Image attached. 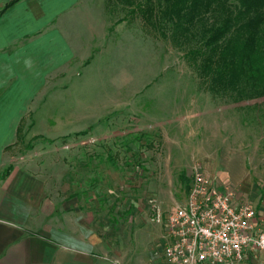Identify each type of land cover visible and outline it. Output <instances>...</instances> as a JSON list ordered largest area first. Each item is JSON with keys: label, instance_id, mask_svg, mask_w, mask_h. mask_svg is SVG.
<instances>
[{"label": "rangeland", "instance_id": "obj_1", "mask_svg": "<svg viewBox=\"0 0 264 264\" xmlns=\"http://www.w3.org/2000/svg\"><path fill=\"white\" fill-rule=\"evenodd\" d=\"M127 1L90 0L98 41L68 70L65 90L34 102L11 157L44 177L60 204L93 196L101 220L130 230L133 243L158 234L161 249V224L186 201L196 169L264 218V96L211 82L193 64L188 51L214 17L189 32L164 20L167 35L156 37L139 17L123 19Z\"/></svg>", "mask_w": 264, "mask_h": 264}, {"label": "crops", "instance_id": "obj_2", "mask_svg": "<svg viewBox=\"0 0 264 264\" xmlns=\"http://www.w3.org/2000/svg\"><path fill=\"white\" fill-rule=\"evenodd\" d=\"M12 1L0 0V175L11 168L0 179V264H172L163 250L165 223L161 249L158 234L133 243L130 230L101 220L93 196L86 205L80 196L60 204L44 177L11 157L34 102L65 90L68 70L81 66L100 27L90 0ZM247 264H264V251Z\"/></svg>", "mask_w": 264, "mask_h": 264}, {"label": "trees", "instance_id": "obj_3", "mask_svg": "<svg viewBox=\"0 0 264 264\" xmlns=\"http://www.w3.org/2000/svg\"><path fill=\"white\" fill-rule=\"evenodd\" d=\"M18 0H13L14 3ZM127 1V0H126ZM123 19L140 18L153 36L166 37L164 20L183 21L184 32L207 14L214 23L206 37L188 51L201 76L228 87L234 82L264 96V0H128ZM234 9H238L235 13ZM184 32L182 36L185 37ZM203 56L202 62L197 58ZM19 128L18 139L21 136ZM83 134L84 132H79ZM7 169L0 179L9 174Z\"/></svg>", "mask_w": 264, "mask_h": 264}, {"label": "built area", "instance_id": "obj_4", "mask_svg": "<svg viewBox=\"0 0 264 264\" xmlns=\"http://www.w3.org/2000/svg\"><path fill=\"white\" fill-rule=\"evenodd\" d=\"M165 225L164 255L172 264H247L264 251V218L255 206L198 169L186 201L167 214Z\"/></svg>", "mask_w": 264, "mask_h": 264}]
</instances>
